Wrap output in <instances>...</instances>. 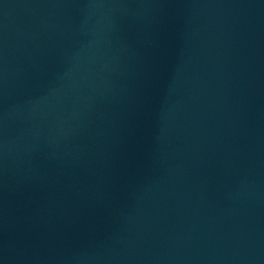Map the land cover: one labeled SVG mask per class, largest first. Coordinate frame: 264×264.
Here are the masks:
<instances>
[{"label": "water", "instance_id": "1", "mask_svg": "<svg viewBox=\"0 0 264 264\" xmlns=\"http://www.w3.org/2000/svg\"><path fill=\"white\" fill-rule=\"evenodd\" d=\"M0 264H264V0H0Z\"/></svg>", "mask_w": 264, "mask_h": 264}]
</instances>
